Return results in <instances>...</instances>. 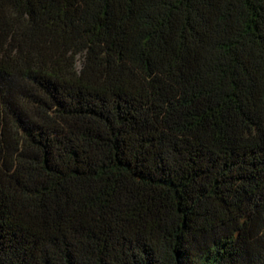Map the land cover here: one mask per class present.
I'll return each mask as SVG.
<instances>
[{
  "label": "trees",
  "instance_id": "trees-1",
  "mask_svg": "<svg viewBox=\"0 0 264 264\" xmlns=\"http://www.w3.org/2000/svg\"><path fill=\"white\" fill-rule=\"evenodd\" d=\"M0 264H264V0H0Z\"/></svg>",
  "mask_w": 264,
  "mask_h": 264
}]
</instances>
